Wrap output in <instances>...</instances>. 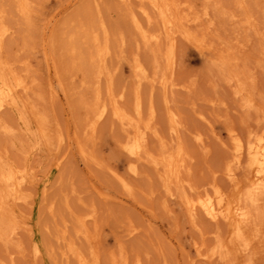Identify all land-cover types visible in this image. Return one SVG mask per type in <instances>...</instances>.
<instances>
[{
	"label": "rangeland",
	"instance_id": "rangeland-1",
	"mask_svg": "<svg viewBox=\"0 0 264 264\" xmlns=\"http://www.w3.org/2000/svg\"><path fill=\"white\" fill-rule=\"evenodd\" d=\"M129 1L26 0L25 15L19 0H0V30H10L0 60L10 84L16 78L25 84L14 103L0 109V176L14 168L28 176L17 201L5 200L0 181V264H80L77 254L64 255L70 243L89 264H264V188L244 200L250 222L239 237L226 222L210 221L200 208L190 216L187 208L188 200L214 196L217 188L235 193L227 178L235 139L246 145L264 125V0H172L180 11L172 9L171 69L166 52L172 41L162 35L160 44L146 43L133 24L136 17L156 33L159 15L148 0ZM193 15L198 23L185 21ZM101 22L109 32L115 93L123 95L121 106L130 115L136 59L150 75L169 77L166 90L158 79L144 81L141 95L142 123L153 105L158 132H148L147 156L161 154L163 144L172 153L183 150L180 179L170 194L164 169L150 159L136 163L137 173L130 171L121 148L132 132L128 125L110 113L94 137L88 132L95 66L85 58L94 48L81 46L85 62H79L68 42L80 27L99 30L103 39ZM235 167L246 189V164Z\"/></svg>",
	"mask_w": 264,
	"mask_h": 264
},
{
	"label": "bare ground",
	"instance_id": "bare-ground-1",
	"mask_svg": "<svg viewBox=\"0 0 264 264\" xmlns=\"http://www.w3.org/2000/svg\"><path fill=\"white\" fill-rule=\"evenodd\" d=\"M19 1L22 3V7H21L22 13L25 15L28 14L29 9H28L26 0H19ZM122 1H125V2L128 1V3L129 2L131 3V1L129 0H122ZM148 1L151 4L152 9L155 12H157L156 14L159 15V19L162 23V25L159 24L160 26H162L159 29L160 31L162 28L161 33L159 31H158L159 33L158 32L149 33L148 30L143 27V25L141 24V21L137 20L136 17H133L134 15L133 14L131 16L134 18L133 19V24L135 26L134 28L138 30L137 32L140 33L139 35H141V37L144 39L146 43H151V44L155 43L158 45L161 43V40L163 39L162 35L163 36L165 35L167 39L172 41L170 48L168 46L169 51L166 52L167 59L169 61L168 66L170 65L169 68L171 69L173 66V58H174V50H175L174 49V39H175L174 36L176 33L174 30L175 28L174 26L177 20L175 17L177 14L173 16L174 12L172 13V9L178 10V7H179L178 3L176 2L175 4V2L172 0H171L172 4H169L170 2L169 0H148ZM172 6H175V8H172ZM180 6L182 7V5ZM178 11H180V7ZM142 12H144V14H146L148 16V19L151 21L153 16L152 17L151 15L149 16L148 14L149 12L147 13V11L144 8ZM184 12L185 11H183V13ZM190 15H187V16H190ZM185 16L186 15H184L183 17ZM194 16L195 18L193 19H189L187 17L188 19L185 21L188 23H194V24H196V22L198 23L200 18L196 17V15H193L192 17ZM181 20L183 19L181 18ZM181 20L179 21L181 22ZM151 23L149 24L151 25ZM99 29L103 33V36H104L103 39L100 38L101 36L99 34V30L80 27L77 29L76 33L70 34L69 42H68L69 52L75 61L82 62L84 53H82L83 51H81V46L89 45L91 48L93 47L94 49H96V50L93 49L94 52L91 49L92 51L91 55L89 52L90 59H88L89 56L88 58H85L89 60L90 63L92 62L91 65L89 64L90 67L95 66L93 67L94 69L91 67L92 71H95L94 72L95 74H93L94 76L91 73V76L94 77V79L92 82H90L93 85V87L91 85V88H93V91H94L93 92L94 100L91 105L92 117L89 116L90 118L88 119L90 120L88 132L92 137H94L98 129V125L101 123L102 120H104L107 114L109 115L110 113H112V115L116 119H118L122 124L128 125L127 127H130L132 132H130L129 134L127 132L128 134L126 136L127 139L126 141L121 143L122 145L121 148L123 149L125 154H127V156L129 157L131 161L130 166H129L130 171L133 173H137L138 168H137L136 163L141 160L150 159V161L154 164L155 167L159 169L162 167L164 169L163 182H164V186H165L167 193L170 194L171 193V183L176 179L178 181L180 179L179 173H180V167L182 166V163H183V150L182 148L179 147L180 149L178 148L179 149L177 150L178 152L172 153L169 149H165L166 144H163L164 151H162L161 154H159L158 156H152V155L147 156L148 146H149L148 145L149 143L148 142V138H149L148 132L152 130L153 132L151 134H153L156 137H158V132L155 128L152 127V122H153V118L155 114L153 105H151L152 107H151L150 118H148V121L145 124L142 123L143 101H142V95H141V85L144 81L154 82L156 81V79H158L160 84L166 90L170 84L169 77L165 75V73L161 77H158L157 72H155L153 76L150 75L148 69L144 66L141 60L136 59V64L134 65L135 78L137 79V84H138L137 91H136V105H135L134 116L130 115V113H128L121 106L120 100L123 98V95L122 94L117 95L115 93V88L113 84V76L111 75V72L107 65L108 56L110 54L109 32L103 22H101ZM9 31L10 30L8 29H4L3 31L0 30V49L2 46L3 39L5 36L9 34L8 33ZM200 44L198 45H200L201 48H204V46L202 47V45H205V44H203V42ZM199 51L201 52L200 49ZM159 54H160V51H159ZM165 58H166V55H165ZM85 59H83V62H85ZM167 71L169 70L167 69ZM104 80L107 83L105 91L103 89ZM15 81H16L15 84L13 83L10 84L11 81L9 82L7 78V70L3 64V61L0 60V109L3 108L7 104H13L14 95H15L14 93L17 91L18 88L25 87L24 81H20L17 78ZM172 114L170 115L171 116L170 122L172 126L171 130L173 133L177 134L178 123L174 118L175 115L173 116ZM249 139L250 140L247 141L248 143L246 142V145H244L245 143L243 144V142H241L238 138L235 139L236 150H237L236 151L237 153L235 152L236 153L235 164L230 165V162H234L232 161L234 159H232L229 162L230 168H228V171H227V175H228L227 178L229 177L228 179H230L235 193L234 194L231 193L232 194L231 195L217 188L215 190L214 196H208L204 199H201L198 202H193V201L191 202L190 200H188L187 202V208H188V212L190 216H193L194 213L197 211V209L200 208L210 221L214 223H218L220 221L226 222L230 226L231 234H233L234 237L235 236L239 237L243 235L244 229L247 227V224L250 222L249 212L251 211L247 210L246 205H244V200L254 199L255 196L260 191H262L264 188V125L257 133H255ZM243 162L246 164L247 170L249 172L248 180L246 182L247 183L246 189H244V185L238 179L236 175V167H235V166L242 165ZM26 176H27L26 173L22 171V169H19V168L11 169L4 176L2 175L0 176V181L3 183L4 189L6 190L5 200L8 201L9 199H12L14 201H17V200L22 199L21 198V192H23L22 183L26 180L25 179ZM125 187H128V186H125ZM46 190L48 189L46 188ZM3 208L4 207L2 205V202H0V212L3 210ZM53 210L54 209H51V211ZM66 233H67V230H65L62 233L64 235L63 236L64 240L67 239ZM75 245L74 243H70L68 252H66L64 255L67 256L69 252H71V254L72 253L77 254L79 256L78 258H79L80 264H89L86 261L84 255L79 253ZM250 245H251L250 243L245 244L244 250L249 249L248 247H250ZM197 248H198L197 253L199 252L198 253L199 257L201 256V258L203 257L205 258L206 256L204 253L201 252V250L199 249V246Z\"/></svg>",
	"mask_w": 264,
	"mask_h": 264
}]
</instances>
